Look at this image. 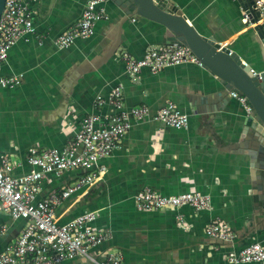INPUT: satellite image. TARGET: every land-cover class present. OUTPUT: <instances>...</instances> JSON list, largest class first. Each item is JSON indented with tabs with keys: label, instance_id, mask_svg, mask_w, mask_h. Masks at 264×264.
<instances>
[{
	"label": "crops",
	"instance_id": "crops-1",
	"mask_svg": "<svg viewBox=\"0 0 264 264\" xmlns=\"http://www.w3.org/2000/svg\"><path fill=\"white\" fill-rule=\"evenodd\" d=\"M170 1L199 33L212 35L253 70L260 69L258 45L251 25L240 20L243 10L236 0ZM84 2H30L35 36L19 38L0 67L3 76L21 74L18 85L0 88V151L21 160L16 173L26 171L22 158L27 147L64 145L82 117L91 112L94 96H106L117 83L125 106L144 104L154 112L172 101L187 114L186 127L175 129L151 119L133 123L118 146L100 161L104 172L60 199L54 205V216L64 223L83 211H96L98 216L91 225L110 232V238L93 249L98 259L116 249L122 264H229L228 251L264 237V210L252 200L246 157L231 148L240 128L242 104L229 91L219 110L191 113L190 106H203L196 99L221 89L213 75L193 63L156 73L142 69L138 75L126 74L118 52L139 57L147 44L164 45L161 26L132 16L134 21L130 17L118 28L120 13L110 1L104 6L107 18L95 22L91 36L57 48L53 39L79 18ZM113 40L118 42L114 54L97 62ZM109 111L106 105L100 108L101 114ZM85 173V169L75 168L58 176L44 175L37 197L57 195ZM144 187L163 195L206 193L210 208L194 211L183 205L141 211L133 206L132 197ZM178 214L181 222L176 219ZM0 218L7 224L1 249L16 235L21 222L5 215ZM214 219L227 223L235 233L232 241L204 233L206 224ZM83 263L82 258L74 257L57 264ZM237 264H264V260Z\"/></svg>",
	"mask_w": 264,
	"mask_h": 264
},
{
	"label": "built area",
	"instance_id": "built-area-1",
	"mask_svg": "<svg viewBox=\"0 0 264 264\" xmlns=\"http://www.w3.org/2000/svg\"><path fill=\"white\" fill-rule=\"evenodd\" d=\"M31 1L3 0L0 12V67L8 50L19 38L34 35ZM108 1L85 0L79 18L55 36L54 45L62 49L72 45L75 40L91 36L95 22L107 18L104 6ZM255 10L260 15L257 22L264 21V0H252V11ZM250 17L242 12L240 20L249 23ZM134 19L130 18L131 21ZM37 39L40 43V39ZM118 58L128 75H138L142 69L156 73L181 63L200 66L188 47L181 44H147L139 57L119 51ZM20 79L21 74H0V88L14 87L20 83ZM229 94L242 104L245 113H249L250 109L242 96L233 91ZM91 105V112L82 117L77 130L61 147L30 146L25 149L22 160L28 167L26 171L16 173L21 160L12 153L0 151V215L7 216L11 221H21L16 235L0 249V264H57L74 257L82 258L83 264H122L121 253L116 249H110L99 259L96 258L98 252H93L110 238L108 229L91 225L98 216L96 211L86 210L67 222L59 223L54 216V205L83 189L104 172L105 167L100 161L118 146L133 123L151 119L180 129L187 126L188 116L172 101H166L154 112H150L144 104L125 106L119 83L114 84L106 96L95 95ZM103 105L110 111L101 114ZM75 168L85 169L86 173L66 185L57 195L37 197L44 175L51 173L58 176ZM132 203L141 211L178 209L183 205L199 211L210 208V196L197 191L163 195L144 187L132 197ZM176 219L181 222V215L178 214ZM6 230V222L0 218V239ZM204 233L208 237L226 241L235 238L227 223L215 219L206 224ZM225 258L229 264L263 261L264 237L228 251Z\"/></svg>",
	"mask_w": 264,
	"mask_h": 264
},
{
	"label": "water",
	"instance_id": "water-1",
	"mask_svg": "<svg viewBox=\"0 0 264 264\" xmlns=\"http://www.w3.org/2000/svg\"><path fill=\"white\" fill-rule=\"evenodd\" d=\"M120 13L118 28L136 16L161 26L160 38L164 45H185L200 62V67L214 76L221 89L196 99L201 107L190 106L191 113L217 111L226 101L229 91L242 96L249 113L241 116L235 152L246 157L249 188L253 202L264 210V21L259 11H252V0H236L244 13L251 15L249 26L258 45L259 70H253L239 55L222 45L212 35H203L185 18L176 3L170 0H109ZM3 0H0V12ZM249 23H246L249 25ZM118 42L111 41L97 62H104L114 54ZM93 66L96 63L92 62ZM254 72V73H253ZM195 105V104H194Z\"/></svg>",
	"mask_w": 264,
	"mask_h": 264
},
{
	"label": "trees",
	"instance_id": "trees-1",
	"mask_svg": "<svg viewBox=\"0 0 264 264\" xmlns=\"http://www.w3.org/2000/svg\"><path fill=\"white\" fill-rule=\"evenodd\" d=\"M19 221V220H18ZM21 222V221H20Z\"/></svg>",
	"mask_w": 264,
	"mask_h": 264
},
{
	"label": "rangeland",
	"instance_id": "rangeland-1",
	"mask_svg": "<svg viewBox=\"0 0 264 264\" xmlns=\"http://www.w3.org/2000/svg\"><path fill=\"white\" fill-rule=\"evenodd\" d=\"M243 12V11H242Z\"/></svg>",
	"mask_w": 264,
	"mask_h": 264
}]
</instances>
